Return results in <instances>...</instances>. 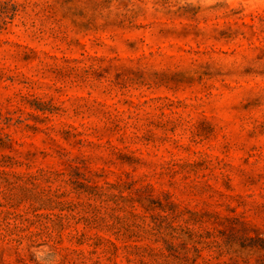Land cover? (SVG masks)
<instances>
[{
    "label": "rangeland",
    "instance_id": "374dc122",
    "mask_svg": "<svg viewBox=\"0 0 264 264\" xmlns=\"http://www.w3.org/2000/svg\"><path fill=\"white\" fill-rule=\"evenodd\" d=\"M0 264H264V0H0Z\"/></svg>",
    "mask_w": 264,
    "mask_h": 264
}]
</instances>
